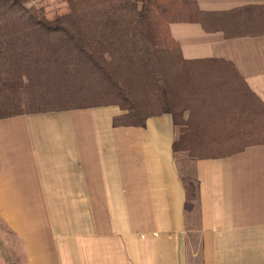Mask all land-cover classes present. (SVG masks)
<instances>
[{"label": "crops", "instance_id": "1", "mask_svg": "<svg viewBox=\"0 0 264 264\" xmlns=\"http://www.w3.org/2000/svg\"><path fill=\"white\" fill-rule=\"evenodd\" d=\"M191 1L171 112L0 118V264H264V0Z\"/></svg>", "mask_w": 264, "mask_h": 264}, {"label": "trees", "instance_id": "2", "mask_svg": "<svg viewBox=\"0 0 264 264\" xmlns=\"http://www.w3.org/2000/svg\"><path fill=\"white\" fill-rule=\"evenodd\" d=\"M0 0V118L117 105L114 125L171 112L179 49L172 22L197 21L191 0ZM187 187V186H186Z\"/></svg>", "mask_w": 264, "mask_h": 264}, {"label": "rangeland", "instance_id": "3", "mask_svg": "<svg viewBox=\"0 0 264 264\" xmlns=\"http://www.w3.org/2000/svg\"><path fill=\"white\" fill-rule=\"evenodd\" d=\"M43 4L45 6V13L48 17H52L54 14L65 10L66 3L62 0H28V4ZM175 101V95H172Z\"/></svg>", "mask_w": 264, "mask_h": 264}]
</instances>
